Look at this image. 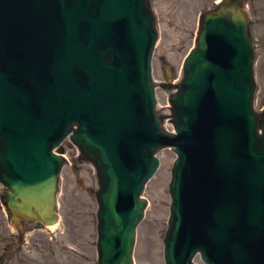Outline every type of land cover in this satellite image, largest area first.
<instances>
[{
    "label": "water",
    "instance_id": "obj_1",
    "mask_svg": "<svg viewBox=\"0 0 264 264\" xmlns=\"http://www.w3.org/2000/svg\"><path fill=\"white\" fill-rule=\"evenodd\" d=\"M154 21L150 0H0L3 203L17 228L56 223L64 160L53 149L73 134L98 174L100 264H133L142 183L172 147L167 264L197 252L206 264H264V112L244 2L202 16L171 97L176 134L156 109Z\"/></svg>",
    "mask_w": 264,
    "mask_h": 264
},
{
    "label": "rangeland",
    "instance_id": "obj_2",
    "mask_svg": "<svg viewBox=\"0 0 264 264\" xmlns=\"http://www.w3.org/2000/svg\"><path fill=\"white\" fill-rule=\"evenodd\" d=\"M216 1L179 0V14L173 9L170 0L165 1L166 6L162 0H151L159 33L152 63L157 83L166 81L167 66L171 70L173 83H179L183 75L184 59L195 43L200 16L212 9ZM244 2L251 16V32L256 51L255 108L261 112L264 109V0ZM171 94L173 92L157 86L159 111L169 121ZM166 127L172 130L167 121ZM62 147L66 163L61 172L58 195L60 221L57 227L52 231L39 225L27 228L25 240L22 241L17 231L11 228L8 213L0 204V264H97L95 170L89 163L79 160V151L69 139ZM159 158L160 169L144 192L148 207L137 230L135 264H165L163 241L168 229L171 205L169 184L176 156L171 150H166ZM6 247L8 250H5ZM195 263L204 264L200 257L196 258Z\"/></svg>",
    "mask_w": 264,
    "mask_h": 264
},
{
    "label": "bare ground",
    "instance_id": "obj_3",
    "mask_svg": "<svg viewBox=\"0 0 264 264\" xmlns=\"http://www.w3.org/2000/svg\"><path fill=\"white\" fill-rule=\"evenodd\" d=\"M162 1H163L164 5L166 6L165 1H168V0H162ZM170 3H171V5L173 6V9H175L176 12H179V9H180L179 0H170ZM180 10H181V9H180ZM179 14H180V12H179ZM178 18H179V16L177 17V19H178ZM176 82H177V81H176ZM173 92H175V91H173ZM167 125H169V126L172 128L173 131L175 130L173 124H172L169 120H167ZM171 173H172V171H171ZM56 227H57V225H53V226H49V227H47V229L50 230V231H52V230H54Z\"/></svg>",
    "mask_w": 264,
    "mask_h": 264
},
{
    "label": "flooded vegetation",
    "instance_id": "obj_4",
    "mask_svg": "<svg viewBox=\"0 0 264 264\" xmlns=\"http://www.w3.org/2000/svg\"><path fill=\"white\" fill-rule=\"evenodd\" d=\"M7 243H8V244H10L9 242H7ZM7 248H8V247H6V249H5V250H8Z\"/></svg>",
    "mask_w": 264,
    "mask_h": 264
}]
</instances>
